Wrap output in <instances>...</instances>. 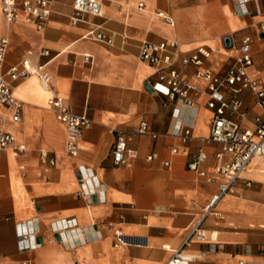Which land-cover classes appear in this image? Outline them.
Wrapping results in <instances>:
<instances>
[{
    "label": "crops",
    "instance_id": "obj_1",
    "mask_svg": "<svg viewBox=\"0 0 264 264\" xmlns=\"http://www.w3.org/2000/svg\"><path fill=\"white\" fill-rule=\"evenodd\" d=\"M74 2L54 0L51 17L40 29L24 14L9 21L0 1V37L9 39L5 67L23 58L47 62L51 86L75 112L92 120L83 131L79 153L71 155L67 125L49 105L50 89L37 75L14 85L23 102L21 121L14 123L10 108L0 105V126L16 136L15 144L26 145L19 154L12 146L0 147V264H167L220 190V179L209 178L220 162L222 145L206 140L214 115L207 105V83L196 78L198 66L182 58L205 46L211 54L204 66L224 75L249 37V73L257 87H264V0H104V16L87 14L77 24L71 21ZM158 11L169 14L174 24ZM96 24L114 36V45L86 36ZM226 35L233 39L231 46H226ZM167 38L179 44L176 68L201 89L191 93L193 106L181 97L170 101L145 84L158 67L139 57L140 46L144 40L160 43ZM45 49L50 54L41 56ZM224 97L230 100L232 93ZM239 97L241 111L229 108L226 115L243 129H255L264 105L251 87ZM175 108L180 109L178 117ZM143 122L148 123L144 133L139 131ZM179 123L182 128L191 125L193 138L184 141L176 133ZM119 133L137 156L116 164L112 146ZM199 148L205 152L200 166L205 175L188 165ZM42 151L56 163L44 162ZM81 164L96 170L105 199L82 193ZM214 210L202 225L217 230L218 238L193 239L187 250L197 258L191 264H264L263 158L252 163L235 193L222 196ZM63 218L76 219L85 229V243L73 245L70 233L61 236L53 230V222ZM28 227L38 242L21 249L19 232Z\"/></svg>",
    "mask_w": 264,
    "mask_h": 264
},
{
    "label": "built area",
    "instance_id": "obj_2",
    "mask_svg": "<svg viewBox=\"0 0 264 264\" xmlns=\"http://www.w3.org/2000/svg\"><path fill=\"white\" fill-rule=\"evenodd\" d=\"M3 12L9 21H14L21 14L25 19L38 28L43 29L47 25L52 11L54 0H0ZM104 0H75L74 12L71 16L73 24L86 20V15L104 16ZM144 2H140V7ZM167 23L174 24V19L165 11H158ZM261 33L264 35V20L260 23ZM87 37L114 45V36L110 34L103 24H96L87 34ZM230 35H226L225 38ZM231 37V36H230ZM226 43V39H225ZM231 43L233 39L231 37ZM231 44V45H232ZM178 41L174 38H167L160 43H153L144 40L140 46L139 57L158 67V70L146 79V86L152 90L168 97L170 101L181 97L185 100L186 105L195 104L192 98V92H199L201 89L189 78L176 68L174 55L177 51ZM226 46H228L226 44ZM9 49V39L5 36L0 37V105L8 106L11 110V119L14 123L21 121V111L23 102L15 95L14 85L17 81L27 78L28 76L37 75L41 82L50 89L51 95L49 105L56 111L58 118L65 122L68 129L67 149L71 155H77L80 149V140L84 129L92 124L91 118L86 114L75 112L66 98L51 86L52 75L47 67V62H33L30 58H23L19 63L10 67H5L7 52ZM251 40L245 38L238 48L239 54L233 64L224 75L215 73L214 70L205 67V59L211 54L205 46L198 47L192 54L182 58L183 63H194L198 66L195 76L198 80H204L207 83L206 92L208 93L207 105L214 110L210 135L206 137L207 141L221 143L222 147L217 152V158L220 162L216 165L214 173L210 175L211 180L220 179L219 193L213 195L209 202L204 206V212L196 222L192 224L185 242L179 248L174 250L172 257L167 264H191L197 255L188 251L187 246L193 239L199 240H217L218 231L203 227L204 218L212 213L219 199L226 195L235 193L236 183L242 178L243 174L252 167L256 159H264V117L256 118L255 129H243L241 125L226 115V110L231 109L239 113L243 101L239 97L241 91L245 88H253L259 98L261 105H264V87H257V84L250 76L249 66L253 63L251 54ZM49 50L45 49L40 55H49ZM88 61H93L90 54L86 55ZM156 75V77H154ZM230 91L232 98L226 100L224 93ZM173 114L177 117L180 115V109L175 108ZM176 133L184 141L192 137L191 125H185L182 128L181 123L176 125ZM139 131L144 133L148 131V123L143 122ZM154 136L158 134L153 132ZM16 136L0 126V147L5 148L12 146L15 154L26 151V145L15 144ZM174 152L178 148L173 149ZM112 155L116 164L125 162L128 156L135 157L137 152L128 145L126 135L119 133L116 141L112 146ZM152 158L150 154L148 158ZM41 158L44 162L55 164L56 159L49 156L47 151L41 152ZM205 159L203 148H199L193 154L188 165L190 169L196 170L201 175L206 171L200 168ZM169 160L165 162L169 166ZM79 183L82 193L90 199L94 194H99L103 199L106 198L105 189L101 179L93 167L81 164L78 166ZM251 184V181H247ZM53 230L61 236L68 232L72 235L73 245L85 243V229L78 224L76 219L63 218L53 222ZM19 246L21 249L32 248L37 245V236L29 235V227L19 232ZM119 241L122 235H118ZM244 262L241 261V264ZM26 264V263H25Z\"/></svg>",
    "mask_w": 264,
    "mask_h": 264
},
{
    "label": "water",
    "instance_id": "obj_3",
    "mask_svg": "<svg viewBox=\"0 0 264 264\" xmlns=\"http://www.w3.org/2000/svg\"><path fill=\"white\" fill-rule=\"evenodd\" d=\"M226 44L228 45V46H231V37L230 36H227L226 38ZM94 197V200L96 199V195H94L93 196ZM39 241H40V239H39Z\"/></svg>",
    "mask_w": 264,
    "mask_h": 264
}]
</instances>
